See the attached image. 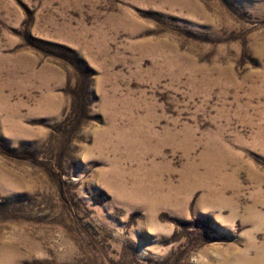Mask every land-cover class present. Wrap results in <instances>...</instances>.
Listing matches in <instances>:
<instances>
[{
    "label": "rangeland",
    "instance_id": "rangeland-1",
    "mask_svg": "<svg viewBox=\"0 0 264 264\" xmlns=\"http://www.w3.org/2000/svg\"><path fill=\"white\" fill-rule=\"evenodd\" d=\"M0 264H264V0H0Z\"/></svg>",
    "mask_w": 264,
    "mask_h": 264
}]
</instances>
